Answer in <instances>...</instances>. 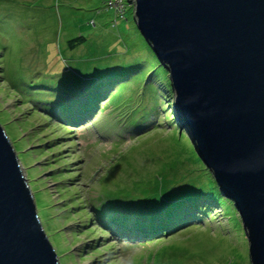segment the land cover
Listing matches in <instances>:
<instances>
[{"label":"rangeland","instance_id":"1","mask_svg":"<svg viewBox=\"0 0 264 264\" xmlns=\"http://www.w3.org/2000/svg\"><path fill=\"white\" fill-rule=\"evenodd\" d=\"M133 16L128 0H0V126L46 237L59 264H249L243 222L207 200L168 73ZM90 87L111 91L99 111L60 121L56 106ZM195 194V207L178 208ZM150 219L184 225L153 241L130 229Z\"/></svg>","mask_w":264,"mask_h":264},{"label":"water","instance_id":"2","mask_svg":"<svg viewBox=\"0 0 264 264\" xmlns=\"http://www.w3.org/2000/svg\"><path fill=\"white\" fill-rule=\"evenodd\" d=\"M169 76L176 127L234 201L264 264V0H128ZM0 264H59L0 126Z\"/></svg>","mask_w":264,"mask_h":264},{"label":"trees","instance_id":"3","mask_svg":"<svg viewBox=\"0 0 264 264\" xmlns=\"http://www.w3.org/2000/svg\"><path fill=\"white\" fill-rule=\"evenodd\" d=\"M109 9L108 7H106V10ZM125 12L121 13V17L124 18ZM122 20V19H121ZM118 22H115V25H117ZM114 24V23H113ZM85 40L84 37H77L72 39V41H69L67 43L68 47L70 49H73L76 45H81L83 43V41ZM1 61V65L4 66L3 64V60ZM88 89V88H87ZM90 92L88 94L84 93V97H83V102L75 100V101H70V103H66L64 102V104L62 105H58L56 106L59 110H61V113L57 116L58 119H60V121L63 122H67L69 124L75 125L78 122H82V121H86V119L90 116H92L93 111H99V109H97L98 105L101 104L104 101L107 100V95L110 94L111 91H106V87H96V88H91L90 87ZM168 89L171 91V85L168 86ZM69 89H65L64 92H62V94H68L64 97H72L73 94L75 93H80L79 90L77 89H73L71 92L68 91ZM82 93V91H81ZM35 94V93H33ZM32 95H25L24 97H20L22 100H27L28 98H30ZM78 98H80V95H77ZM38 102V100H37ZM62 106V107H61ZM41 109H43L41 107ZM102 110V109H101ZM50 111V110H49ZM52 112V111H50ZM187 137V136H186ZM189 138V137H188ZM207 172V189L211 190V192L209 193V195L207 196V200L208 201H213V202H218L220 201L222 203L223 206L230 207L232 206V209L230 211H236L234 208V203L232 200H226L225 197H223V195L221 194L220 190H218V186L216 181L212 178L211 174L209 171ZM205 184V185H206ZM195 198H187L184 199L185 201H183L178 208H183L185 209L186 207H195L196 204H198V199L197 198V194L194 195ZM180 198V197H179ZM181 200L183 198H180ZM191 218V217H189ZM232 217H229V219L231 220ZM114 221V220H113ZM112 221V222H113ZM111 221H107L106 224L108 226H110L111 229H113L111 223ZM117 222V221H116ZM118 224H120V222H117ZM165 223L163 220L161 219H156V220H147L145 222H137L134 221L133 224H131V230L134 229L137 231L142 232L143 235L149 237L148 239L150 241H153L154 238L161 237L163 236L161 233L164 232H170L172 230H175L176 228L182 227L184 224L182 221H180V223H178V225L173 226L171 223L170 225H167V227H163L162 224ZM105 224V225H106ZM123 226V225H122ZM124 227V226H123ZM126 227V226H125ZM161 234V235H160Z\"/></svg>","mask_w":264,"mask_h":264},{"label":"clouds","instance_id":"4","mask_svg":"<svg viewBox=\"0 0 264 264\" xmlns=\"http://www.w3.org/2000/svg\"><path fill=\"white\" fill-rule=\"evenodd\" d=\"M179 131V130H178ZM10 141V140H9ZM27 184H28V182H27ZM30 188V187H29ZM42 226V225H41Z\"/></svg>","mask_w":264,"mask_h":264}]
</instances>
